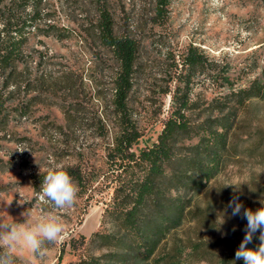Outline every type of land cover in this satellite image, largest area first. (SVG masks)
<instances>
[{"label":"rangeland","instance_id":"rangeland-1","mask_svg":"<svg viewBox=\"0 0 264 264\" xmlns=\"http://www.w3.org/2000/svg\"><path fill=\"white\" fill-rule=\"evenodd\" d=\"M99 6V0H48L42 20L27 33L20 59L0 80L7 100L0 124V218L23 223L58 215L65 224L60 241L46 244L37 264H81L108 252L90 240L93 233L118 230L103 218L112 199L110 181L94 180L98 174L111 176L106 154L116 70L112 54L96 37ZM107 7L115 33L129 35L140 47L129 98L141 134L137 148L151 146L168 119L172 102L165 92L185 79L188 72L176 64L189 45L205 57L191 79L198 106L194 123L203 122L211 102L230 88H264V0H221L219 7L212 0H172L162 21L154 0H107ZM50 23L67 37L45 35ZM234 106L224 165L200 194H180L192 196L191 207L158 250L157 264H220L235 254L245 235L243 208L255 211L264 203V99ZM197 142V136L184 140L178 152L188 154ZM57 165L85 175L83 188L73 179L79 191L71 208L55 209L39 199L44 176ZM234 197L243 204L237 216L228 206ZM258 237L259 231L248 246ZM14 260L32 264V254L17 249Z\"/></svg>","mask_w":264,"mask_h":264},{"label":"trees","instance_id":"trees-1","mask_svg":"<svg viewBox=\"0 0 264 264\" xmlns=\"http://www.w3.org/2000/svg\"><path fill=\"white\" fill-rule=\"evenodd\" d=\"M171 1L154 0L158 20L167 17ZM47 2L0 0V80L20 59L27 33L42 20ZM99 3L96 37L112 54L116 70L112 80L111 143L106 154L111 176L98 174L94 180L110 181L112 199L103 218H109L118 230L93 233L90 240L100 242V247L107 248L108 252L89 256L81 260V264H157L154 258L161 245L185 222L192 196L200 194L224 165L233 117L237 115L234 105L264 99V88L255 84L248 88H230L227 94L211 102L210 112L203 122L194 123L191 115L198 106L191 98V79L204 67L205 57L198 48L189 45L176 64L188 72L185 79L178 82L175 90L165 92L172 102L168 119L151 146L137 148L141 134L133 120L129 98L134 88L139 43L129 35H117L107 0H99ZM58 33V27L51 23L44 32L58 39L67 37ZM6 101L0 91V124L4 121ZM232 103H235L233 107ZM108 134L109 131H105L103 135ZM193 136L198 137V142L190 152H178L179 143ZM66 171L84 187L85 175L80 169ZM172 192L178 196L174 197ZM181 193L192 196L184 198ZM80 239L85 245V238ZM259 244L260 240L255 238L253 246L248 247L257 248ZM220 264H244V261L235 260L234 254L223 258Z\"/></svg>","mask_w":264,"mask_h":264},{"label":"clouds","instance_id":"clouds-1","mask_svg":"<svg viewBox=\"0 0 264 264\" xmlns=\"http://www.w3.org/2000/svg\"><path fill=\"white\" fill-rule=\"evenodd\" d=\"M212 3L219 7L221 0H212ZM40 189L39 199L55 209L74 206L79 191L73 178L59 165L47 171ZM228 206L232 208V216L241 214L243 204L238 201V197L229 201ZM243 217L246 218L247 225L245 235L235 252V260H243L244 264H264V203L261 202V207L255 211L243 208ZM223 222L222 217L221 224ZM257 231L260 244L257 248H250L248 245ZM64 232L65 224L58 215H41L33 221L25 220L23 223H6L0 218V264H15L14 253L17 249L28 250L32 254V264H37L38 258L46 253L45 245L59 242Z\"/></svg>","mask_w":264,"mask_h":264}]
</instances>
